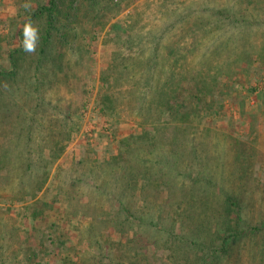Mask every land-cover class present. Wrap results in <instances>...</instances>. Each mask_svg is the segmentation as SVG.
I'll return each instance as SVG.
<instances>
[{
    "label": "trees",
    "instance_id": "obj_1",
    "mask_svg": "<svg viewBox=\"0 0 264 264\" xmlns=\"http://www.w3.org/2000/svg\"><path fill=\"white\" fill-rule=\"evenodd\" d=\"M100 1L101 8L95 10L94 7ZM216 3L222 7L212 10L207 22L204 14H190L191 11L186 7L182 10L177 6L171 8L173 13H181L178 22H183V28L179 40L175 39L176 19L164 31L157 30L158 34H151L156 44L153 51L157 52L162 47L165 61L169 64L170 58L178 52L177 48L189 31L197 29L196 26L213 24L209 25L208 30L204 27L205 30L200 34H211L218 38L211 51L219 57L225 53L226 58L222 60L214 57L215 60L200 62L199 71L192 69L195 73L181 74L180 78H174L177 66H171L172 70L167 77H157L158 52L154 54L153 60L123 56L122 52L131 50L140 37L131 35V26L113 27V43L121 49L114 51L110 70H113V80L125 81L123 85L127 88L116 98L108 97L101 112L112 114L115 109L113 103L115 106L132 104L133 113L139 120L135 125L144 130L148 128V131L145 134L135 131L123 136L119 134L118 127L111 128L116 149L113 170H118L113 173L122 177L128 168L133 171L131 176H125L121 180V184L125 183L120 185L121 188L116 183L114 185L113 202L117 204L118 210L113 213V246L106 251L103 243L96 245L98 254L110 253L111 264H143L149 260L150 255L155 257L163 253L167 255L159 257L163 262L161 264H227L230 252L239 249L242 242L249 246L256 245L258 235L264 229L261 224L259 227L242 226L244 197L240 194L239 187L245 175L239 173L243 171L239 162L244 157L243 150H234L233 160L226 161L229 153L226 152L224 143L214 142L210 149H206L210 137H201L197 144L193 139L196 136L193 131L199 126V118L203 119L207 113L219 115L218 99L225 100L222 97L226 96L231 99L230 90L237 87L239 93L255 94L259 92V80L264 78L259 69L252 68L254 72L244 71L243 74L253 77L256 81L254 86L237 77L224 84L216 81V73L231 65L247 63L246 69H251L253 66L249 62L253 56L264 66L260 61L264 57V26H258L261 21L257 14V9L262 7L261 1L217 0ZM109 5L110 0H21L16 3L15 16L9 20V26L13 29L11 37L17 39V45L12 46L9 41L11 37L6 40V49L3 48V51L8 65L0 67V105L5 103L0 108V186L8 185L13 190L11 196H8L11 202L24 204L35 201L48 181L51 165L64 147L57 143L62 134L57 135L48 130L45 141L39 135L42 129L40 131L36 128L38 123L33 119L27 127L23 125L25 121L20 124L11 123L13 131L6 134L8 128L3 126L8 125L7 120L13 109V93L10 92L17 90L21 94L22 86L24 96L36 97L38 105H47L43 94L45 85L52 86L50 81H62V78L66 82L64 85H67L65 49L72 45L70 42L84 39L92 33V27L86 30L84 26H76L77 22L87 18L92 10L98 13L108 9ZM118 7L119 4H113V16ZM184 13L186 15H182ZM91 18L95 19L93 16ZM221 19L226 22V26L220 24ZM198 29L201 30L200 27ZM165 35L167 40L162 42L161 38ZM244 42L247 43L243 45ZM149 60L152 64H149ZM144 62L148 63L144 65ZM137 65H141V72L138 75L137 72H134L135 75L131 74ZM201 68L206 71L203 72ZM130 78L137 79L134 81L135 86L144 85V90L134 87L129 90ZM3 81L11 82L14 89L7 83L4 91ZM187 81L192 85L190 94L180 96L178 92L181 93ZM27 87L29 91L26 93ZM224 87L229 91H224ZM9 95L12 98L7 99ZM257 97L260 102L263 101L264 109V96L259 92ZM172 102L179 107L175 112L171 108ZM165 113L171 114V118L166 119L168 124L161 120ZM63 114L64 119L69 117L68 110ZM249 122L253 130L254 117L251 115ZM183 124H186L185 127L181 126ZM236 144L245 147L238 141ZM45 149L48 151L44 152ZM130 181L133 186H129ZM137 183L138 187H134ZM245 186L248 187V184L245 183ZM60 197L62 196L58 195L53 200L57 202ZM194 198H200L199 203ZM192 203L197 204V207H193ZM28 207L29 214L24 213L22 218L30 219L33 226L41 210L45 213L50 211L48 204L40 200ZM100 216L102 214L99 213L93 220L95 224H98ZM104 217L107 218V215ZM91 226L95 228L94 225ZM46 241L50 244L53 237L47 235ZM59 243L64 244L63 241ZM45 251L47 246L43 244L38 252H25L26 264L37 263ZM14 253L16 252L10 256L12 259L15 257ZM61 257L59 264L67 261L66 257Z\"/></svg>",
    "mask_w": 264,
    "mask_h": 264
},
{
    "label": "rangeland",
    "instance_id": "obj_2",
    "mask_svg": "<svg viewBox=\"0 0 264 264\" xmlns=\"http://www.w3.org/2000/svg\"><path fill=\"white\" fill-rule=\"evenodd\" d=\"M20 1L0 0V67L8 65L3 48H5L6 40L12 36L13 29L9 26V20L14 18L16 3ZM260 1L262 7L257 9V14L261 22L258 26H264V22H262L264 20V0ZM216 2L217 0H122V2L110 0L108 9L98 13L92 10V13H88L87 18H82L80 22H77L76 26H84L86 30H90L89 28L92 27V33L86 35L84 39L70 42L72 45L65 49L67 85H64L66 82L63 78L62 81H50L52 86L45 85L46 89L43 94L45 102H48L47 105H38L36 97L24 96L21 85V94L17 90L10 92V94L13 93L11 101L13 109L10 119L7 120L8 125L3 126L8 128L6 134H11L13 131L11 123L20 124L25 121L23 125L27 127V124L33 119L35 123H38L36 128L40 131L42 129L39 135L45 141L48 130L54 131L57 135L62 134L57 136V143L64 149L51 165L48 181L38 193L37 198L34 199L45 202L50 207L49 212L45 213L43 210L39 212L38 220L34 222V226L30 219L22 218V216L24 213L29 214L28 206L35 201L32 200L24 204L11 202L8 196H11L13 190L8 185L0 186V264H26L25 252H38L43 244L47 246V251L42 259L34 264H59L61 256L67 258V261L61 264H100V262L111 264L110 253L98 254L97 246L99 243H103L106 251L113 246V213L118 210L117 204L113 202L114 185L116 183L121 188L120 185L125 184H121V180L133 173V171H129V168L122 177H117V174L113 173L118 170L116 168L113 170V156L116 155V149L111 128L118 127L119 134H123V136L130 135L135 131L142 134L148 131V128L144 130V128L135 125L139 120L133 113L132 104L115 106L113 103L115 109L112 114L101 112L103 104L109 98H116L120 92L127 88L123 85L125 81L113 80V70H110L113 65L114 51L121 49L119 45L116 46L113 43V27L117 25L131 26L133 28L131 35L140 37L138 40L136 39L131 50L122 52L123 56L128 55L132 59L140 57L144 60H153L154 54L158 52L156 57L160 66L159 64L157 66V77H167L172 70L171 66H177L174 78H180L181 74L192 75L195 73L192 69L199 71L200 62L215 60L214 57L222 60L226 58L225 53L219 57L211 51L218 38L212 37L211 34H200L213 24L196 26L197 29L189 31L177 48L178 52H175L170 58L169 64L165 61V51L162 50V47L157 52L153 51L156 44L153 42L155 39L151 34H158L157 30L164 31L167 26H172L169 23L176 19L175 39L179 40L183 28V22H178L181 13L178 11L179 14L173 13L171 8L177 6L176 8L182 10L186 7L188 11H191L190 14H204L207 16V22L212 10L222 7ZM113 4L120 5L115 16H113ZM101 6L100 1L94 9L98 10ZM205 7L209 8L202 10ZM182 15H186V13ZM91 16L95 19L93 20ZM220 24L226 26V22L222 19ZM168 37L170 38V36ZM161 40L165 42L167 36H162ZM9 41L13 47L17 45L16 38L11 37ZM246 43L244 42L243 45ZM141 50H144L143 54ZM256 58V56L252 57L253 63L250 60L249 63L253 67H250L249 70L246 69L247 63H242L239 66L226 67L220 73L217 72L216 81L219 84H224L227 80L237 77L245 83L251 82L254 86L256 81L253 77L245 76L243 72L251 73L255 71L253 69H259L258 71L264 74V66L259 64ZM150 60L149 64H152ZM260 61L264 63V57ZM147 63L144 62V65ZM140 67L141 65H137L136 69L134 71L132 69V73H130L135 75L134 72H137L136 75H138L141 72ZM201 69L203 72L206 71L205 68ZM195 76L199 78L198 74ZM142 77L145 79V76ZM143 79L142 81H144ZM134 81L137 79L130 78L129 90H132L131 87L144 90V85L135 86ZM259 81L261 84L258 85V90L264 96V78ZM7 83L11 84L14 89L15 86L11 82L3 81L4 91L8 86ZM191 86V82H185L181 93L178 92V94L180 96L189 95ZM223 90L229 91L225 87ZM28 91L27 87L25 92ZM230 91L232 92L231 99L226 96L222 97L225 100H217L219 115L207 113L203 119L199 118V126L193 131L196 135L193 139L197 144L201 137H210L206 149H210L214 142L224 143L226 152L229 153L226 161L233 160L234 150H243L244 157L239 162V167L243 169L239 173L245 175L239 187L240 194H243L244 197V208L241 212L244 223L241 225L259 227L261 224L262 227L264 226L263 101L258 100L259 92L247 95L246 92L239 93L238 87ZM9 98H12L11 95L7 99ZM4 105L5 103L1 104L0 108ZM171 108L173 112L179 109L173 102ZM66 110L69 111V117L64 119L63 113ZM250 115L254 117L253 130L250 127ZM167 118H171L170 113H165L161 120L168 124ZM189 124L191 123L189 122ZM185 125L181 126L185 127ZM67 132L68 134H65ZM0 141H2L1 135ZM237 141L245 147L237 145ZM47 151L48 149L44 150V152ZM251 154L253 155L251 156ZM129 183V186H133L132 181ZM245 183L248 184V187L245 186ZM134 187H138V183ZM58 195L62 197L55 202L53 198L57 199ZM200 198H194V200L199 203ZM194 205L197 207V204ZM136 208L138 209V207ZM154 208L157 209V206ZM99 213L102 216L98 219V224H95L93 220ZM103 213L105 216L107 215V218ZM100 220L102 224L99 225ZM91 225H94L95 228ZM60 234L62 235L60 236ZM47 235L53 237L50 244L46 241ZM58 240L63 241L64 244H60ZM182 251L184 252V250ZM13 252L16 253L12 259L10 256ZM59 254L61 256L58 257ZM161 255L166 256L167 253L155 257L150 255L149 260L144 261L143 264H161L162 261L159 259ZM164 260H167L166 257ZM227 264H264V229L258 235L256 245L249 246L242 242L239 249L230 252Z\"/></svg>",
    "mask_w": 264,
    "mask_h": 264
}]
</instances>
